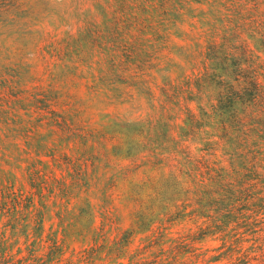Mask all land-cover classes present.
Listing matches in <instances>:
<instances>
[{"label": "rangeland", "instance_id": "1", "mask_svg": "<svg viewBox=\"0 0 264 264\" xmlns=\"http://www.w3.org/2000/svg\"><path fill=\"white\" fill-rule=\"evenodd\" d=\"M47 1L39 17L0 24V264H127L138 251L151 260L161 249L174 250L176 264H264V209L242 211L244 226L226 219L218 226L212 216L226 198L205 193L211 211L201 215L168 187L167 169L115 155L110 135H97L113 123L153 119L157 100L125 85L116 94L93 88L96 64L79 61L61 41L77 35L89 1L81 8L76 0ZM191 23H178L157 53L148 77L156 97L164 78L191 70L183 52L200 33ZM49 109L61 125L50 122ZM170 114L171 127L182 123L180 111ZM186 144L191 155L201 153L198 143Z\"/></svg>", "mask_w": 264, "mask_h": 264}, {"label": "trees", "instance_id": "2", "mask_svg": "<svg viewBox=\"0 0 264 264\" xmlns=\"http://www.w3.org/2000/svg\"><path fill=\"white\" fill-rule=\"evenodd\" d=\"M87 1L77 35L61 40L65 51L86 65L96 64L93 88L116 94L118 85H125L158 103L153 119L113 123L97 135H110L115 155L167 169L168 187L197 204L201 215L211 211L203 202L205 193L223 196L229 202L214 210L215 224L226 219L225 225L244 226L242 211L264 209V60L257 53H264V0H76V5ZM47 2L0 0V24H18L34 12L39 17ZM186 18L200 29L199 41L183 52L191 70L164 78L156 97L148 86L150 71ZM175 110L183 114L182 123L171 127L167 120ZM47 111L53 113L50 122L61 125L59 115ZM188 141L200 145L198 156L191 155ZM17 199L15 210L21 203ZM136 223L141 227L140 220ZM140 254L130 255L127 264L178 263L174 250L161 249L151 260H140Z\"/></svg>", "mask_w": 264, "mask_h": 264}]
</instances>
